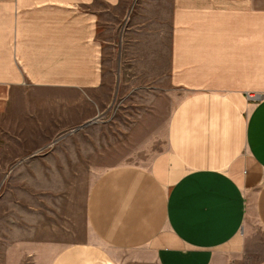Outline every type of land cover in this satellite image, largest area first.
<instances>
[{
	"label": "crops",
	"instance_id": "obj_1",
	"mask_svg": "<svg viewBox=\"0 0 264 264\" xmlns=\"http://www.w3.org/2000/svg\"><path fill=\"white\" fill-rule=\"evenodd\" d=\"M163 76L180 94L165 145L96 174L90 236L49 264H117L118 249L139 264H237L260 251L264 0H0V92L17 125L22 101V130L63 131L104 109L106 85L135 77L153 92Z\"/></svg>",
	"mask_w": 264,
	"mask_h": 264
},
{
	"label": "rangeland",
	"instance_id": "obj_2",
	"mask_svg": "<svg viewBox=\"0 0 264 264\" xmlns=\"http://www.w3.org/2000/svg\"><path fill=\"white\" fill-rule=\"evenodd\" d=\"M131 80L128 85L117 81L115 89L103 87L104 109L92 121L59 132L22 130L27 127L22 101L17 100V125L10 90L0 92V264H49L64 243L89 237L84 195L96 174L119 162L144 163L165 145L167 116L179 91L165 76L162 89L153 92L140 88L139 79ZM148 119L157 127L144 125ZM146 129L150 132L142 142ZM258 235L261 253L248 251L237 264H264V234ZM114 257L117 264H139L130 249H118Z\"/></svg>",
	"mask_w": 264,
	"mask_h": 264
},
{
	"label": "water",
	"instance_id": "obj_3",
	"mask_svg": "<svg viewBox=\"0 0 264 264\" xmlns=\"http://www.w3.org/2000/svg\"><path fill=\"white\" fill-rule=\"evenodd\" d=\"M93 119H90V120H88V121H86V122H84V123H82V124H85V123H87V122H89V121H92ZM82 124H80V125H78V126H81Z\"/></svg>",
	"mask_w": 264,
	"mask_h": 264
},
{
	"label": "built area",
	"instance_id": "obj_4",
	"mask_svg": "<svg viewBox=\"0 0 264 264\" xmlns=\"http://www.w3.org/2000/svg\"><path fill=\"white\" fill-rule=\"evenodd\" d=\"M249 96H255L254 94H249Z\"/></svg>",
	"mask_w": 264,
	"mask_h": 264
}]
</instances>
